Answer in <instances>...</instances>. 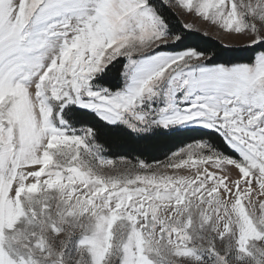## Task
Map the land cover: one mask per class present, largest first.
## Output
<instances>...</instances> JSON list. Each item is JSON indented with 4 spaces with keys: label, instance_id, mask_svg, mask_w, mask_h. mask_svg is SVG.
<instances>
[{
    "label": "snow or ice",
    "instance_id": "obj_1",
    "mask_svg": "<svg viewBox=\"0 0 264 264\" xmlns=\"http://www.w3.org/2000/svg\"><path fill=\"white\" fill-rule=\"evenodd\" d=\"M0 264H264V0H0Z\"/></svg>",
    "mask_w": 264,
    "mask_h": 264
},
{
    "label": "trees",
    "instance_id": "obj_2",
    "mask_svg": "<svg viewBox=\"0 0 264 264\" xmlns=\"http://www.w3.org/2000/svg\"><path fill=\"white\" fill-rule=\"evenodd\" d=\"M222 43L220 40L207 35V38L201 39L199 37H193L190 42L196 43L200 47L205 49H211L219 53L218 60L226 62L235 59H247L253 53L250 49L242 46H228L220 48L217 42ZM107 156L118 160L120 158H132L142 156L146 160H162L164 152L168 150L170 146L153 145L148 147H142L125 138H106Z\"/></svg>",
    "mask_w": 264,
    "mask_h": 264
},
{
    "label": "rangeland",
    "instance_id": "obj_3",
    "mask_svg": "<svg viewBox=\"0 0 264 264\" xmlns=\"http://www.w3.org/2000/svg\"><path fill=\"white\" fill-rule=\"evenodd\" d=\"M198 27L201 30H207V35H213L216 38L220 39L222 43H224L225 45L228 46H243L246 45V41L241 38V37H236V36H226L222 33H219L216 31L215 28H210L207 25H198ZM120 159H118L117 161H119Z\"/></svg>",
    "mask_w": 264,
    "mask_h": 264
},
{
    "label": "crops",
    "instance_id": "obj_4",
    "mask_svg": "<svg viewBox=\"0 0 264 264\" xmlns=\"http://www.w3.org/2000/svg\"><path fill=\"white\" fill-rule=\"evenodd\" d=\"M209 36L216 38V37H215V36H213V35H209ZM216 39H218V38H216ZM218 40H220V39H218ZM220 41H221V40H220Z\"/></svg>",
    "mask_w": 264,
    "mask_h": 264
}]
</instances>
